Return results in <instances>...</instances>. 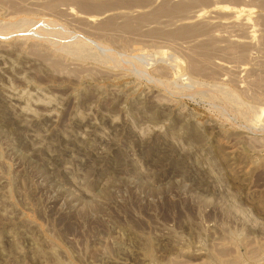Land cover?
<instances>
[{
  "label": "rangeland",
  "instance_id": "rangeland-1",
  "mask_svg": "<svg viewBox=\"0 0 264 264\" xmlns=\"http://www.w3.org/2000/svg\"><path fill=\"white\" fill-rule=\"evenodd\" d=\"M0 264H264V0H0Z\"/></svg>",
  "mask_w": 264,
  "mask_h": 264
}]
</instances>
